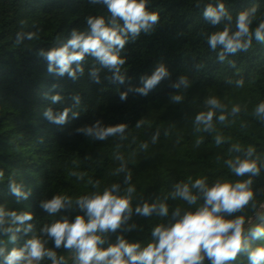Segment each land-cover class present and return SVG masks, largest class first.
I'll list each match as a JSON object with an SVG mask.
<instances>
[{"label":"trees","instance_id":"1","mask_svg":"<svg viewBox=\"0 0 264 264\" xmlns=\"http://www.w3.org/2000/svg\"><path fill=\"white\" fill-rule=\"evenodd\" d=\"M217 2L147 0L148 10L158 15L159 24L151 34L142 33L135 42L126 45L121 55L127 58L122 68L127 79L125 84L118 85L106 79L110 75L106 70H101L99 84L89 78V70L95 64L92 57L85 58L84 73L72 80L67 75L49 73L47 61L37 55L41 49L59 46L73 29L85 30L86 17L107 18L109 14L104 6L90 4L89 0H0V171L3 172L0 204L9 210L32 212L35 233L39 235L45 224L64 216L74 220L82 214L74 205L49 216L39 207L41 200L60 194L75 201L114 183L121 184L123 190L126 173L116 172L121 165L117 156H122L136 189L132 196L133 208L145 200L159 203L167 198L171 215L177 206L182 212L190 210L185 202L171 198L178 182H188L189 178L194 181L204 170L220 175L206 179L209 185L217 180L235 183L249 179L248 174L236 177L224 164L229 153L235 158H244L251 147L252 159L257 161L260 172L251 176L252 200L241 212L233 214L243 215L246 225L264 204V117L255 115L256 106L264 102V43L253 39L247 52L219 61V49L212 51L206 36L222 30L224 25L213 27L202 15L204 5ZM222 2L233 15V30L235 16L253 5L258 8L257 22L264 18V0ZM197 3L201 7L197 8ZM19 32H34L36 36L17 43ZM160 63L168 68L169 77L147 96L129 93L126 101L120 100L119 92L129 86H140V77L150 75ZM181 76L187 78L189 86L178 90L170 87ZM241 80L243 84L238 83ZM54 84L56 88L52 87ZM57 93L62 100L53 105L50 97ZM173 95H180L181 101H173ZM74 96L80 97L79 105L74 104ZM211 97L220 101V108L212 109L206 104ZM236 106L239 111L233 113ZM48 107L56 112L71 107L80 115L73 119L70 113L66 124L56 125L44 116ZM209 110L215 112L213 127L204 131L203 125H195V116ZM221 114L227 117L224 122L217 119ZM96 120L105 126L126 123L128 143L107 153L102 149L113 138L93 141L75 131ZM138 121H142L140 127H136ZM157 132L159 137L153 143L152 136ZM72 134H77L80 142L76 150L69 139ZM217 136L223 137L220 145L215 143ZM198 140L201 143L197 144ZM145 143L147 148L142 147ZM235 145L241 151L232 150ZM73 173L83 174V179ZM9 179L22 183L31 192L28 199L17 200L11 194ZM97 180L99 187L95 186ZM195 207L191 206V210ZM165 220L155 214L151 217L134 214L128 223L137 227L131 232L122 228L111 234L104 247L115 243L122 232L129 242L145 246L151 240V229ZM28 238L21 234L19 241L12 244L6 235H0V248L10 252L14 247H22ZM251 243L260 246L264 240ZM46 246L53 248L58 257L63 256L65 264H74V251L55 249L51 240ZM0 264H3L2 256ZM37 264L52 262L45 258ZM229 264L248 262L241 254Z\"/></svg>","mask_w":264,"mask_h":264},{"label":"clouds","instance_id":"2","mask_svg":"<svg viewBox=\"0 0 264 264\" xmlns=\"http://www.w3.org/2000/svg\"><path fill=\"white\" fill-rule=\"evenodd\" d=\"M89 3L104 6L108 17H86L85 30L73 29L69 38L59 46L48 50L41 49L37 55L47 61L49 73L60 77L67 75L72 80L78 79L79 75L84 73L85 58L92 57L95 64L89 70V78L94 83H101V70H106L110 73L106 77L109 82L123 85L127 76L122 68L127 58L121 55L122 51L142 33L151 34L159 24V17L155 12L148 10L147 0H89ZM196 7H201L200 3H197ZM257 12L255 5L240 11L235 16L233 30V15L222 0H218L215 5L209 3L203 6L202 15L205 21L213 27L224 25L222 30L213 31L206 36L209 48L214 52L219 49V61H225L230 55L247 52L253 39L264 43V18L257 22ZM35 36L34 32H19L16 41L22 43L25 39H34ZM233 63L229 61V64ZM169 75L166 65L158 64L150 75L140 77V86H129L126 91L119 92L120 100L126 101L129 93L147 96ZM238 83L243 84V81ZM181 86H189V81L184 76L170 85L177 90ZM52 87L56 88L57 85ZM72 99L75 105H79V96ZM50 100L55 105L62 100V96L57 93L52 95ZM172 100L179 103L181 96L173 95ZM206 104L212 109L221 107L220 101L215 97L208 98ZM232 111L238 112L239 106L234 107ZM70 113L73 119L80 115L71 107H65L61 112L48 107L44 116L50 123L64 125L68 122ZM255 115L264 117V102L256 106ZM214 116L215 112L212 110L200 112L195 116L194 123L203 125L204 131H209L213 127ZM217 119L224 122L227 117L221 114ZM141 125L142 121H138L136 127ZM127 128L126 123L105 126L101 120H96L95 123L81 126L75 131L93 141H106L116 137L125 139ZM158 137L157 132L152 136V142L156 143ZM199 143L201 141L198 140L197 144ZM215 143H223V137L217 136ZM142 147L147 148L148 145L145 143ZM232 150L241 151L239 145L233 146ZM253 151V148L249 147L244 158L237 156L225 161L236 177L248 174L247 180L235 183L217 180L209 185L206 178L194 181L189 178L188 182L176 183L171 198L185 202L190 206V210L182 212L177 206L171 215L167 198L159 203L145 200L133 208L132 196L136 189L131 184L132 174L127 170L122 156H117L121 165L116 172L126 173L123 190L121 184L114 183L103 191H95L75 201L60 194L41 200L39 207L49 216L57 215L74 205L82 214L76 215L74 220L64 216L45 224L39 235L35 233L32 212L9 210L0 204V235H6L8 242L12 244L19 241L21 234L30 236L22 247H14L10 252L0 248L3 264H37L45 258L51 260L52 264H65L63 256L58 257L53 248L46 246L49 240L54 243L55 249L63 247L74 251V264H204L205 260L208 264H229L236 261L241 254L246 257L248 264H264V245L253 246L251 243L252 240H264V226L256 224L246 228L243 215L233 216L234 213L241 212L253 198L251 176L260 172L257 161L252 159ZM73 175L83 179V174ZM2 176L3 172L0 171V177ZM8 186L17 200L28 199L31 195V192L26 191L23 184L15 179H9ZM95 186L99 187L98 180ZM193 189L197 191L193 192ZM200 201L202 203H198ZM191 206L196 207L191 210ZM134 214L143 217L155 214L166 220L151 229V240L145 246L140 242H129L122 232L117 236L115 243L104 247L111 234L122 228L131 232L137 227L136 224L128 223ZM261 220H264V217Z\"/></svg>","mask_w":264,"mask_h":264},{"label":"rangeland","instance_id":"3","mask_svg":"<svg viewBox=\"0 0 264 264\" xmlns=\"http://www.w3.org/2000/svg\"><path fill=\"white\" fill-rule=\"evenodd\" d=\"M70 142H71V145L73 147L74 150L78 149L80 147V142H79V139L77 137V134H72L70 137ZM128 143V139H110L109 141H107V143L104 145L103 147V152H113L115 150H117L119 147L125 145ZM234 155L232 153H229L228 157H227V160L228 159H234ZM224 166L227 167L226 163L224 164ZM217 176H220L218 175V173H214V172H211V170H204L200 177L199 178H211V177H217Z\"/></svg>","mask_w":264,"mask_h":264},{"label":"water","instance_id":"4","mask_svg":"<svg viewBox=\"0 0 264 264\" xmlns=\"http://www.w3.org/2000/svg\"><path fill=\"white\" fill-rule=\"evenodd\" d=\"M262 217H264V204H262L257 213L249 219L245 227L247 228L248 226L264 223V220H261Z\"/></svg>","mask_w":264,"mask_h":264}]
</instances>
